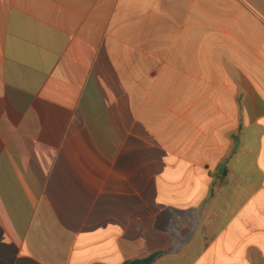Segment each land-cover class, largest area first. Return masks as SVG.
<instances>
[{
	"label": "crops",
	"instance_id": "0c3cea01",
	"mask_svg": "<svg viewBox=\"0 0 264 264\" xmlns=\"http://www.w3.org/2000/svg\"><path fill=\"white\" fill-rule=\"evenodd\" d=\"M264 264V0H0V264Z\"/></svg>",
	"mask_w": 264,
	"mask_h": 264
},
{
	"label": "water",
	"instance_id": "95a60500",
	"mask_svg": "<svg viewBox=\"0 0 264 264\" xmlns=\"http://www.w3.org/2000/svg\"><path fill=\"white\" fill-rule=\"evenodd\" d=\"M157 256H158V254L155 253V254L150 255L147 258L136 259V260L131 261L127 264H151L156 259Z\"/></svg>",
	"mask_w": 264,
	"mask_h": 264
}]
</instances>
